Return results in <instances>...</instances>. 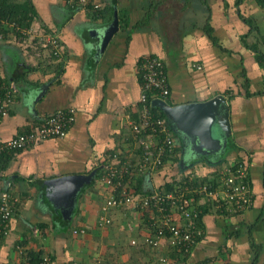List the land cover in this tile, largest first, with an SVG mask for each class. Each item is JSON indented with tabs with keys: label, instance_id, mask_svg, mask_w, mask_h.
<instances>
[{
	"label": "crops",
	"instance_id": "1",
	"mask_svg": "<svg viewBox=\"0 0 264 264\" xmlns=\"http://www.w3.org/2000/svg\"><path fill=\"white\" fill-rule=\"evenodd\" d=\"M29 1L37 14L30 25L56 37L60 55L42 52L39 59L27 60L20 48L30 47L10 38L0 40L2 81L17 86L0 122V136L7 139L37 126L57 110L73 109L74 121L63 137L2 154L6 166L0 184L4 188L9 183L19 201L10 231L0 241V264H21L16 245L49 254L52 264H264V66L242 42L246 35L248 42L263 44L264 7L255 0H99L100 13L94 17L99 11L69 7L64 0ZM115 15L118 26L101 48L99 30ZM146 55L164 61L169 104L225 96L233 133L226 163H247L254 196L251 208L234 215L219 214L198 199L197 205L205 209L203 234L186 258L165 239L157 249L143 245L148 220L133 206L112 209V222L98 223L107 189L97 174L105 152L128 147L124 132L128 120L136 117L138 64ZM180 144L178 160L141 178V187L135 189L149 192L181 171L212 172L215 165L198 158L184 160ZM65 174L97 176L78 193L69 215L52 205L45 186L39 185L40 180ZM38 192L51 216L35 207ZM34 226L41 230L38 235L32 234ZM79 228L85 233H73ZM254 245L260 247L257 255Z\"/></svg>",
	"mask_w": 264,
	"mask_h": 264
},
{
	"label": "built area",
	"instance_id": "2",
	"mask_svg": "<svg viewBox=\"0 0 264 264\" xmlns=\"http://www.w3.org/2000/svg\"><path fill=\"white\" fill-rule=\"evenodd\" d=\"M70 7L88 8L99 11V0H64ZM12 39L31 49V56L41 57L42 52L59 57L56 37L39 33L32 25L21 26L16 21L1 18L0 40ZM200 68V66H199ZM141 75V88L136 105L137 119H129L126 124L123 142L126 148L105 152L100 166L99 181L107 189L98 223L101 226L112 222L109 213L112 209L133 206L146 215L148 234L142 244L157 249L165 239L175 251L189 254L201 238L203 231L201 218L203 209L197 205L202 198L209 208L219 214H240L251 208L254 196L248 180L247 163L243 160L215 166L204 182H194L199 174L181 171L172 182V190L155 187L148 193L137 192L136 179L147 178L179 157V139L173 134L167 119L158 108L152 110V100L169 96L168 77L161 57L146 55L138 64ZM17 86L14 82L2 81L0 67V122L7 116L13 104ZM156 108V107H155ZM74 121V110H57L44 117L42 122L27 132L10 138L0 136V155L23 150L52 137H63ZM178 149V151H177ZM201 176V175H200ZM173 181V180H172ZM18 195L9 183L4 188L0 184V241L5 238L16 213ZM41 232L38 226L32 227V234ZM73 233L83 234L84 228L74 229ZM132 244H137L133 239ZM15 249L21 256V264H52L49 254L42 253L34 258L33 251L23 245ZM162 262L166 261L161 257ZM196 264V263H189Z\"/></svg>",
	"mask_w": 264,
	"mask_h": 264
},
{
	"label": "water",
	"instance_id": "3",
	"mask_svg": "<svg viewBox=\"0 0 264 264\" xmlns=\"http://www.w3.org/2000/svg\"><path fill=\"white\" fill-rule=\"evenodd\" d=\"M118 26L117 16L112 22L99 31L98 41L101 48L105 47ZM40 96L38 95V98ZM152 106L158 108L169 121L173 131L185 145L184 156L200 154L205 159L214 157L217 160L224 154L231 135L229 109L224 95L217 94L204 101H190L171 105L166 100L154 99ZM215 127L216 138L211 136V128ZM209 156V157H208ZM91 175L65 174L40 180L39 185L45 186L49 202L69 215L76 203L78 193L90 183Z\"/></svg>",
	"mask_w": 264,
	"mask_h": 264
},
{
	"label": "trees",
	"instance_id": "4",
	"mask_svg": "<svg viewBox=\"0 0 264 264\" xmlns=\"http://www.w3.org/2000/svg\"><path fill=\"white\" fill-rule=\"evenodd\" d=\"M255 1L257 2L258 5H260L261 7H264V0H255ZM238 2H239V0H236V3H238ZM74 8H76V7H74ZM99 13H100V11L97 14H94L93 16L95 17ZM35 15H37L36 11H35V9L33 7V4L29 0H24L22 2L21 1L17 2L16 0H0V16H1V18L8 19L10 21H16L17 23H19V25L26 26V25L32 24L31 20L35 17ZM144 22H146V21H144V20L143 21H139L137 23V25H142V24H144ZM205 24H206V31H207L211 41L213 42V44H217V42L215 40V37L212 35L211 26H209V24L207 22ZM242 42L246 45V47H248L249 49H251L255 53L256 60L261 62V64L264 66V47L263 48L259 47V41L248 42L246 35H244V36H242ZM261 42L264 44V40L263 39L261 40ZM156 109L157 108L152 107L153 111H155ZM161 115L165 117V115L162 112H161ZM137 116L138 115L136 114L135 119H137ZM169 125H170V123H169ZM30 129H31V127L28 130H30ZM28 130L23 131V133L27 132ZM171 130H172L173 134L179 139L177 134L173 131L172 127H171ZM231 144H232V137H229L228 142H227V146H226L225 151H224V154H222V156H220L217 160H215L213 162L208 161L205 158H202V159H199V160L202 161V162H206L207 164H212V165H215V166H221V165H223V163H226V154L228 153V151H230ZM177 151H178V149H177ZM6 159H9V156H7ZM177 160H178V158H176L174 160V163ZM196 161H194L193 163H195ZM5 162H7V161H5ZM5 166H6V163L4 164V162H3V164H2V154H1L0 155V172L4 169ZM82 175H91L90 183L87 184L86 186H88V185L92 186L94 184V182H95L96 177L98 175H101V174H97V176L95 178H94V175H92V174H82ZM262 177H263V188H264V167H263V171H262ZM198 180L200 182H203V181L205 182L207 180V175H205V174L201 175V176L199 175L198 177L195 178L194 182H197ZM172 182H174V179H173V181H166V182L162 183L159 186L160 187L163 186V187H165L166 190L169 191V190H172V188H173ZM141 183H142V179H141V177H138L136 179V185L139 186ZM139 187H141V186H139ZM137 192H140V191L137 190ZM263 209H264V203H263ZM204 211H205V209L203 210V212ZM254 247H255V255H257L259 250H260V247H259V245H254ZM177 252H179V251H177ZM179 253H181V252H179ZM33 256L36 259V258H38L40 256V254L34 252ZM187 256H188V254H185V258ZM185 263L189 264L187 262H185ZM203 264H205V263H203Z\"/></svg>",
	"mask_w": 264,
	"mask_h": 264
},
{
	"label": "rangeland",
	"instance_id": "5",
	"mask_svg": "<svg viewBox=\"0 0 264 264\" xmlns=\"http://www.w3.org/2000/svg\"><path fill=\"white\" fill-rule=\"evenodd\" d=\"M264 47V44H261L260 45V47ZM21 47V46H20ZM19 47V48H20ZM20 50H22V53L24 54V56H25V59H27V60H29L30 59V56H31V53H32V51L31 50H25L23 47H21L20 48ZM32 60V59H31ZM23 97V99H24V95L22 96ZM215 131H216V129H215V127L214 126H212V128H211V136L213 137V138H216V133H215ZM230 137H233V133H231V135H230ZM233 142V141H232ZM233 144V143H232ZM230 146V145H229ZM198 161H200V160H198ZM192 162V161H191ZM201 163H206V162H202V161H200ZM199 162V163H200ZM209 165V164H208ZM88 187V186H87ZM90 187V186H89ZM37 188V187H36ZM85 190V189H84ZM35 207L36 208H38L39 209V211L41 212V213H43V215H47V216H51V213H49V206L45 203V202H43V200L41 199V194L38 192L36 195H35ZM261 233H262V231H261ZM257 238H258V240L259 239H261V238H259V236L257 235ZM263 238V237H262Z\"/></svg>",
	"mask_w": 264,
	"mask_h": 264
},
{
	"label": "flooded vegetation",
	"instance_id": "6",
	"mask_svg": "<svg viewBox=\"0 0 264 264\" xmlns=\"http://www.w3.org/2000/svg\"><path fill=\"white\" fill-rule=\"evenodd\" d=\"M180 142H181V141H180ZM181 146H182V155H183V157H184V160H187V157H188V156H186V157L184 156V152L186 153L185 145L182 144V142H181V144H180V148H181ZM191 154H194V155L189 156L188 159H192V158L202 159V158H204V157H202L200 154H196V153H194V152H191ZM208 157H209V156H208ZM207 160H208V161H215L213 156H212V157H209V159H207Z\"/></svg>",
	"mask_w": 264,
	"mask_h": 264
}]
</instances>
